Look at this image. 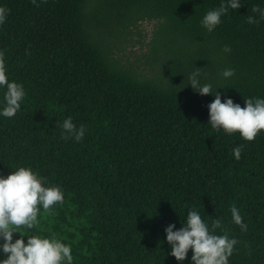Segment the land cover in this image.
<instances>
[{"label": "trees", "instance_id": "1", "mask_svg": "<svg viewBox=\"0 0 264 264\" xmlns=\"http://www.w3.org/2000/svg\"><path fill=\"white\" fill-rule=\"evenodd\" d=\"M221 2L0 0L9 11L0 51L9 79L26 91L20 112L0 117V176L31 167L64 197L41 208L22 235L55 237L71 247L73 264H191V250L183 262L169 255L164 230H178L194 209L238 241L229 264H264V132L248 142L213 130L214 97L187 86L200 68L222 102L243 108L246 99H264V21L247 23L264 0H241L209 33L201 21ZM145 19L164 21L171 38L159 81L118 68L106 43ZM226 68L235 69L228 80ZM69 117L87 130L79 144L62 136ZM233 205L247 231L232 222Z\"/></svg>", "mask_w": 264, "mask_h": 264}, {"label": "clouds", "instance_id": "2", "mask_svg": "<svg viewBox=\"0 0 264 264\" xmlns=\"http://www.w3.org/2000/svg\"><path fill=\"white\" fill-rule=\"evenodd\" d=\"M38 5L37 0H31ZM242 6L241 0H222L219 7L208 11L202 21L209 33L213 32L222 22L229 10H238ZM256 15L248 16L247 23L258 25L264 21V8L254 6ZM8 9L0 7V26L5 24ZM224 53H230L231 48L225 46ZM221 76L228 80L235 76V69L226 68ZM194 92L201 96L214 97L208 105L209 122L213 130L223 131L229 135L238 133L240 138L251 142L257 135L264 132V99L249 98L244 100V107L234 103L230 98L222 102L217 91L213 94L211 83H202L200 68H196L188 76V85ZM0 117L14 118L21 110V105L26 97L22 84L9 79L4 53L0 51ZM62 136L65 140L79 144L83 141L86 129L77 128L71 117L63 120L60 125ZM243 145L233 149L234 156L240 159ZM46 178L31 167H18L9 175L0 176V253L6 258L0 259V264H73L74 257L70 246L62 244L55 237L45 238L40 234L22 235L21 229L32 230L39 223L38 216L41 208L52 210L63 204V191L56 186H45ZM232 222L247 231V224L236 206L231 209ZM187 218L178 230L175 224L165 228L166 241L171 247L169 255L178 262L187 258L189 250L192 251L191 264H229L238 241L230 238L222 230L219 219L212 222L211 227L206 223L201 214L196 210H188ZM19 233L20 238L13 241L14 234ZM24 237H27L25 242Z\"/></svg>", "mask_w": 264, "mask_h": 264}, {"label": "rangeland", "instance_id": "3", "mask_svg": "<svg viewBox=\"0 0 264 264\" xmlns=\"http://www.w3.org/2000/svg\"><path fill=\"white\" fill-rule=\"evenodd\" d=\"M165 22L145 19L130 24L121 34L106 38L118 68L131 70L140 80L159 81L168 57H172Z\"/></svg>", "mask_w": 264, "mask_h": 264}]
</instances>
